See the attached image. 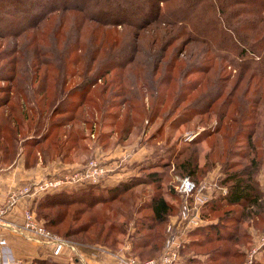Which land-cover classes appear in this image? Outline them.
Segmentation results:
<instances>
[{"label":"rangeland","instance_id":"obj_1","mask_svg":"<svg viewBox=\"0 0 264 264\" xmlns=\"http://www.w3.org/2000/svg\"><path fill=\"white\" fill-rule=\"evenodd\" d=\"M105 3L103 0L101 4ZM6 5L8 9L13 7L14 11L25 7L24 3L18 5L12 1ZM37 8L33 12L26 6V11L16 21L21 24L36 17L40 10ZM117 10L114 6L103 7L101 18L110 17ZM64 12L47 13L39 21V32L28 29L20 35H0V169L21 159L26 167L24 174L39 173L23 188L46 178L45 170L52 169L49 166L55 163L70 172L97 158L108 162L107 165L114 161L117 169H125L133 175L139 174L142 164L152 160L157 151L172 146L175 154L178 150L179 153L170 167L163 169L167 174L161 189L151 184L139 185L122 196L127 198V203L120 199L105 205L98 204L94 209L83 204L65 207L66 220L54 227L46 225L38 210L27 209L33 211L39 223L51 233L65 238L66 230L77 228L97 210L103 209L102 217L125 223L128 232H111L107 243L97 246L82 243L97 225H92L88 232L66 238L78 249H103L112 253L117 261L122 257L148 260L158 258L159 253L141 256L138 249H129L131 251L121 254L118 251L124 247L122 243L127 239L130 241L129 236L135 233L134 219L151 213L141 202L157 192L164 193L176 208L169 222L173 226L172 233L179 232L188 222L180 220L182 198L187 196H170L167 193L169 183L177 193V184L182 178L191 176L201 193L222 198L231 185L227 180L233 174L240 173L244 178L245 173L252 170L264 187V80L233 65L231 60L235 63L240 60L231 50L219 49L213 44L211 50L214 54L208 45L188 37L178 25L153 22L143 28H135L133 25L112 26L93 22L91 26L81 27L75 25L80 13ZM76 40L83 48H91V53L98 59L92 58L88 49L84 53L79 47L64 54L65 60L57 62L58 66L53 64L56 62H53L54 57L50 63L40 55L43 54L41 47L50 41L60 48L64 46L66 52L69 47L66 43L73 44ZM103 41L112 47L108 57L105 53L109 49L104 47L100 51L98 46ZM217 54L228 61L218 58ZM113 58H127L131 64L124 65L123 69L110 68L101 79H95L96 83L88 86L86 91L94 98V103L79 102L76 105L75 94L81 91L76 87L88 81L82 71L92 68L89 76L96 77V68L100 66V72L104 71ZM210 99L213 100L212 107L205 108ZM192 107L200 112L182 119L186 113L184 110ZM250 136L251 139L248 138ZM188 155L193 158L195 167L185 170L180 165ZM11 193L0 203L1 206H5ZM190 198L192 202L193 198ZM228 208L209 213L205 203L201 205L198 215L204 221L202 226L212 225L225 234L224 226L240 234L251 229L254 238L250 236L244 245H238L210 230L209 239L204 231V237L196 233L188 235L187 239L202 240L185 249L188 264H204L207 253L218 248L228 249L230 253L244 249L248 253L227 257L217 253L214 255L217 264H246L253 250L258 254L257 249L264 243V234L260 235L264 233V214L257 220L250 218V222H243V219L240 222L235 221L234 216L241 210L231 209L230 217L222 222L220 218ZM127 209L131 214L119 212ZM204 212L207 213L205 218L202 216ZM250 217L254 215L250 214ZM169 223L167 233H170ZM104 231V234L110 232ZM146 233L147 229H141L140 235ZM259 255L258 264H264V251Z\"/></svg>","mask_w":264,"mask_h":264},{"label":"trees","instance_id":"obj_2","mask_svg":"<svg viewBox=\"0 0 264 264\" xmlns=\"http://www.w3.org/2000/svg\"><path fill=\"white\" fill-rule=\"evenodd\" d=\"M12 1L21 5L24 3L25 7L23 9L13 10L12 8L5 7L6 2ZM106 3L101 4L103 0H0V35H20L23 34L28 29H33L35 32H39V24L41 19H44L48 14L54 13L59 10L64 13L71 11L73 13H80L78 16V23L81 27L87 25L91 26L93 22L105 25H128L137 28H143L150 23H163L167 25H178L181 26L182 30L188 37H194L197 42L204 43L209 46L210 50H213L211 46L215 44L219 49H229L231 50L240 62H234L231 60L233 65H236L239 70L249 71L254 74V76L259 77L264 80V0H105ZM165 5V6H164ZM26 6L31 8V11H37L39 14L31 19L24 20L25 22L19 24L16 20L20 17L19 15L26 11ZM36 6V7H35ZM118 8L117 12L111 14L110 17L101 18L103 7L105 8ZM37 12V13H38ZM186 12V13H185ZM197 12V15L192 14ZM48 13V14H47ZM199 16V17H197ZM12 17V18H11ZM108 19V20H104ZM20 20V19H19ZM92 21V22H91ZM38 26V27H37ZM111 26V27H112ZM44 27V25H43ZM36 28V29H34ZM249 34V35H248ZM78 40V35H77ZM77 40L75 43L69 45L65 52V48L61 47L55 43L48 42L44 44L41 49L43 57H46V61L50 62V59L54 57L55 65L57 62L65 60L64 54L74 52L77 47L86 53L87 48H83L78 45ZM100 51L104 47L109 50L105 53L108 57L111 53V46L103 41L99 45ZM66 47V46H65ZM97 50V48H96ZM211 50V51H212ZM88 54L91 53V48L88 49ZM213 52V51H212ZM214 53V52H213ZM215 54V53H214ZM92 58L95 57L94 53L90 54ZM135 55V59L137 58ZM218 58H223L222 55L217 54ZM129 61V60H128ZM127 58L117 59L113 58L112 63L104 70L100 72L99 68H96V77L89 76L92 72L91 62L90 68L88 70L82 71L84 78H88L87 82L82 85H77L76 88L81 90L80 93L75 94L76 99L74 103L77 105L79 102L94 103V98L88 96V86H92L96 83L97 79H101L105 75V72H109L110 68H124V65L131 64V60L128 62ZM128 62V63H127ZM134 62V58H133ZM58 66V65H57ZM127 66H125L126 68ZM107 72V73H108ZM96 79V80H95ZM88 83V84H87ZM87 91V92H86ZM63 93V92H62ZM62 93L60 95H62ZM59 95V96H60ZM64 95V94H63ZM229 100V99H227ZM213 105V100L210 99L205 108H210ZM80 107V106H79ZM59 108V107H58ZM202 108V107H201ZM78 107L76 108V111ZM57 111V110H55ZM186 112L182 115L191 116L200 112L197 108H187L184 110ZM81 116V115H80ZM243 125H245L243 123ZM249 127V125H246ZM252 136L248 137L251 139ZM175 154V148L168 146L161 152L155 153L152 160L143 163L140 168V173L134 175L128 179L121 180L114 186H104V180L111 174L95 184H84L80 185L76 189H62L57 192H47L38 195L32 205L31 209L36 211L45 220L47 226L54 227L66 220L67 210L65 207L72 205L83 204L86 208L94 209L98 204H109L111 201L120 200L123 203H127V198H123L128 191L139 185L151 184L155 185L159 190L163 184V180L167 174L164 168L170 167L174 162V158L178 155ZM193 158L188 155L185 160H183L182 166L185 170H189L195 167V162ZM193 175V174H192ZM258 175V174H257ZM191 177V176H190ZM227 181L231 182L228 187L227 194L222 198L211 197L205 202V206L208 207L207 212L211 211H221L223 208L229 207L225 210L220 220L227 219L230 216L231 209H240L241 213L234 216L235 221H247L250 222V218L254 220L259 219V216L264 214V187L261 185L260 179L256 176L254 177V171L249 170L245 173L244 178L240 177V173H235ZM168 186L167 193L175 198V196H180L181 193H174L171 188V184ZM175 194H173V193ZM187 198L183 199L181 202V207L185 203ZM188 199H191L190 197ZM141 205H145L146 209H149L151 213L143 218L134 219L135 233H132L127 239V243L130 245L131 250H140V255L143 256L144 253L148 256H152L153 252L162 253L163 248L166 244L167 238L170 233H167V226L170 222V217L172 212L175 211V206L164 196V193L157 192L151 196L150 199L141 202ZM180 207V208H181ZM248 210V212H247ZM104 211L103 209L97 210L94 214L89 216L84 224L78 226L77 228H69L63 235L65 238L74 236L76 233L88 232L92 225L96 226L90 231V234L86 235L88 239H84L82 243H87V245H105L106 241L110 237L111 232L122 233L124 231L128 232V228L124 226L125 223L110 217H102ZM124 215L131 214L129 209L119 211ZM207 213H202L204 217ZM254 215V217H250ZM257 216V217H256ZM260 217V218H261ZM205 218V217H204ZM203 218V219H204ZM170 224V223H169ZM179 224V223H178ZM179 226V225H178ZM124 227V230H123ZM209 228V229H208ZM214 226H197L192 229L188 235H194L195 233L202 235L204 234L207 238H210V234L214 231L216 236H225L227 240L234 241L235 244L244 245L250 236H253V230H246L243 233H238L237 231H230L227 226L222 227L226 234ZM72 229V230H71ZM141 229H147V233L141 234ZM71 230V231H70ZM80 230V231H79ZM104 230H108L107 234H104ZM212 232H210V231ZM77 231L75 233H71ZM206 233H204V232ZM210 233H209V232ZM204 233V234H203ZM130 234V233H129ZM264 234L263 232L260 233ZM66 238V240H68ZM247 238V239H246ZM70 241V240H68ZM199 238L189 239L184 241L180 248V257L182 258V253L185 249L191 245L199 244ZM71 242V241H70ZM73 243V242H72ZM81 243V242H80ZM124 244V243H122ZM259 247V246H258ZM184 248V249H183ZM128 250V251H131ZM117 251V250H115ZM264 251V243L260 245L257 249V253L253 255L252 264L259 263V254ZM248 251L241 249L229 252L228 249L218 248L214 252L207 253V264H217V259L214 255L217 253L224 254L226 257L229 255L238 256L243 255ZM259 255V256H258ZM247 256V255H246ZM141 258V257H140ZM179 260L175 263L180 262ZM258 261V262H257ZM37 264H82L79 260L75 262L62 263L55 261L51 258L37 259ZM183 263V262H182Z\"/></svg>","mask_w":264,"mask_h":264},{"label":"built area","instance_id":"obj_3","mask_svg":"<svg viewBox=\"0 0 264 264\" xmlns=\"http://www.w3.org/2000/svg\"><path fill=\"white\" fill-rule=\"evenodd\" d=\"M107 164L108 162L106 161L92 158L86 164L81 165L74 171H65L64 173H60L58 176L50 175L39 182L34 183L32 186L29 185L27 187L25 186L17 189V191L10 194L5 206L0 205V226L6 225V223H4L5 214L7 211L11 210L13 205L21 196H38L47 192H55L66 184L87 185L98 183L106 178L112 171ZM176 190L183 196H187V199L182 206V219H180L182 221H192L198 215V212H200V206L211 198L209 194L201 193L196 182L189 176L182 178L180 184H177ZM224 192L225 193H222L226 194L227 190ZM189 197L193 198L192 202L189 201ZM7 227L18 232L27 239L50 245L54 255H60L66 250H69L72 253H76L78 251V247L74 243L47 230L43 224L37 221L35 214L31 210L26 211L23 225L20 226L8 223ZM172 230L173 226L170 224V234L167 238L163 251L158 258L140 260L133 257L125 259L122 257L118 259L117 264H175L180 258L181 243L178 241L177 233H172ZM255 251L256 250H253L251 252L246 264H252V257L255 254ZM77 260L81 262L82 258H77ZM0 264H27V261L16 256L7 240L0 237Z\"/></svg>","mask_w":264,"mask_h":264},{"label":"crops","instance_id":"obj_4","mask_svg":"<svg viewBox=\"0 0 264 264\" xmlns=\"http://www.w3.org/2000/svg\"><path fill=\"white\" fill-rule=\"evenodd\" d=\"M20 160L7 168L0 169V203L6 200L9 193L29 184V181L31 182V180H34L39 176V173L37 174L35 172L32 175L24 174L26 167L23 162H20ZM49 167L52 169L45 170L46 172L44 176L46 177L50 175L58 176L60 173L65 171V167L59 163L52 164ZM109 167L112 171L111 174L106 178L104 186H114L121 180H125L137 175H130L125 169H117L118 165H116L114 161L109 162ZM79 186L80 185L66 184L57 191H61L62 189H76ZM37 197L39 196H21L15 206L5 215L4 223H6V225L0 226V237H3L7 240L16 256L26 260L27 264H37V259L44 258H51L62 263H72L75 262L77 258H82V264H117V257L103 249L80 248L81 250L78 249L76 253L66 250L60 255H54L50 245L27 239L18 232L7 227L8 223L21 226V224L24 222L25 211L27 209H31ZM200 225H204V221L202 222L200 215H197L192 221H188L185 225H182V227L180 226L181 229L179 232H177V235L178 240L181 238V240H179L181 245L184 241L189 240L186 238L188 237L187 232H190L192 229ZM123 245L125 249L123 247L120 251H118L120 254L123 251L130 249V245L127 243V241ZM182 255V258L180 257V262L177 264H188L189 258L185 256L184 252ZM188 256H190V254H188ZM203 263H207L206 259L203 260Z\"/></svg>","mask_w":264,"mask_h":264}]
</instances>
